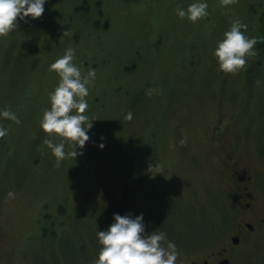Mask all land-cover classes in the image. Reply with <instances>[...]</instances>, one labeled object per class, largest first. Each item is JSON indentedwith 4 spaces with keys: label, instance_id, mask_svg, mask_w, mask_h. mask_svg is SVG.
I'll list each match as a JSON object with an SVG mask.
<instances>
[{
    "label": "rangeland",
    "instance_id": "rangeland-1",
    "mask_svg": "<svg viewBox=\"0 0 264 264\" xmlns=\"http://www.w3.org/2000/svg\"><path fill=\"white\" fill-rule=\"evenodd\" d=\"M190 2L47 0L40 17L18 18L0 36V107L20 117H0L8 128L0 137V227L18 253L11 264H93L97 232L114 213H143L148 231L160 227L185 252L222 237L234 200L219 152L260 162L264 57L253 50L241 69L224 73L214 49L235 18L258 36L264 0H208L210 15L197 22L176 14ZM69 47L83 75L96 69L86 97L94 121L83 154L57 165L40 120L60 80L49 65ZM150 163L160 168L150 173ZM225 183L235 191L232 178ZM257 245L246 259L264 257V241Z\"/></svg>",
    "mask_w": 264,
    "mask_h": 264
},
{
    "label": "clouds",
    "instance_id": "clouds-1",
    "mask_svg": "<svg viewBox=\"0 0 264 264\" xmlns=\"http://www.w3.org/2000/svg\"><path fill=\"white\" fill-rule=\"evenodd\" d=\"M47 0H0V36L8 34L18 27L19 20L38 18L45 11ZM176 14L197 22L210 15L208 0H192L187 7L178 6ZM248 25L239 18L232 20L225 30L223 38L217 41L214 55L219 69L224 73H233L247 63V56L254 50L258 40L264 36H248ZM75 49L69 47L65 53L49 65V71L55 70L60 77L58 85L49 92L51 107L46 108L40 120L41 129L50 135L44 138L46 144L59 165L67 157L83 154V148L89 141V130L93 121L86 113L89 94V83L95 79L96 69L89 68L83 75L80 67L74 63ZM155 89H149L152 95ZM0 117L20 122L19 115L8 107H0ZM133 112L128 111L124 119L131 120ZM87 122V123H85ZM8 128L0 124V137H5ZM51 134H58L59 143L54 142ZM66 142L68 147L66 149ZM105 145L100 144L103 148ZM79 149V151H78ZM159 163L149 164L148 171L158 170ZM9 196H14L9 192ZM113 222L105 230L97 232L101 245L98 257L93 264H177L179 252L175 241L168 239L167 234L156 228L148 231L144 214L114 213Z\"/></svg>",
    "mask_w": 264,
    "mask_h": 264
},
{
    "label": "flooded vegetation",
    "instance_id": "flooded-vegetation-1",
    "mask_svg": "<svg viewBox=\"0 0 264 264\" xmlns=\"http://www.w3.org/2000/svg\"><path fill=\"white\" fill-rule=\"evenodd\" d=\"M217 132L218 138L224 136L223 131ZM261 151L257 153L260 161L258 163H247L245 158L230 152L229 149L227 153L219 152L222 183L234 200L228 212V220L220 231L222 237L219 236L218 240L201 246L199 250L185 252L177 247V264H264V257L246 259V255L251 257L254 247L256 246L257 250V244L264 241V150ZM225 176L234 180L235 191L225 183ZM47 230L40 227L37 229L40 234L36 235L44 236ZM31 236L38 243L37 236ZM29 239L25 238L24 242ZM186 248L188 247L185 243L184 249ZM17 255L14 246L4 242L0 227V264H11L9 261Z\"/></svg>",
    "mask_w": 264,
    "mask_h": 264
},
{
    "label": "trees",
    "instance_id": "trees-1",
    "mask_svg": "<svg viewBox=\"0 0 264 264\" xmlns=\"http://www.w3.org/2000/svg\"><path fill=\"white\" fill-rule=\"evenodd\" d=\"M264 22V21H263ZM262 22V23H263ZM264 23L262 24V28H261V32L258 34V36H262L264 34ZM263 42L259 44V41L256 43V45H254V50H256L257 52H260V57H264V40H262ZM105 206V203L101 205V207L103 208Z\"/></svg>",
    "mask_w": 264,
    "mask_h": 264
}]
</instances>
